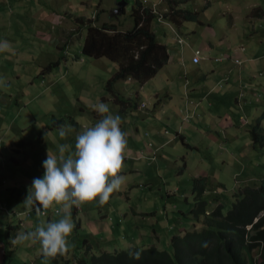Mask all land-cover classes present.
Wrapping results in <instances>:
<instances>
[{
	"label": "rangeland",
	"instance_id": "1",
	"mask_svg": "<svg viewBox=\"0 0 264 264\" xmlns=\"http://www.w3.org/2000/svg\"><path fill=\"white\" fill-rule=\"evenodd\" d=\"M109 1L0 0V44L7 43L6 50L0 51V172L1 166L5 169L4 175H0V211H3L6 220L22 219L27 232L34 231L42 224L46 225L55 221V217L60 220L65 214L61 211L63 206L55 204L47 210L46 214L40 216H37L35 207L30 212L22 210L28 193L23 198L21 193L24 183L14 182L16 170L29 175V186L34 178H43L44 172L41 165L47 158V150L50 148L53 154L58 156L57 145L66 143L74 151L76 136L85 128L94 126L102 118L94 110L97 103H106L110 109L109 114L120 116V127L126 133V139L132 146L142 149L147 159L162 157L166 151H170V148L174 149V146L181 150L187 148L180 138H175L174 131L158 133L154 126L150 127V124L135 115V111L125 113L119 110L120 106L113 102L108 93L109 90L105 89L106 81L117 70L116 63L105 57L92 58L81 53L85 26L83 21L77 19L78 16L91 17V20L97 25L102 22L115 23L122 30L132 26L130 9L133 0H128L122 8L114 7L116 9H113L111 13L115 4L109 5ZM147 1L148 4L153 2V12L165 9L156 1ZM167 1L171 2L172 0ZM204 1L186 0L185 5L189 9L199 10ZM211 2L217 4L212 5L209 12L214 13L218 19H221V11L227 7L234 18L239 34L245 25L251 28L250 22L259 27L262 26L264 29V16L260 18L249 16L252 3L264 10V0H211ZM100 5L108 9L110 16L104 14L106 11L100 10ZM218 14L220 15L218 16ZM155 22L156 20L152 24L154 25ZM215 30L217 31L216 28ZM183 31L185 32V30ZM185 36L195 41L200 39L198 36L193 38L194 35L189 33H185ZM215 39H217V35L213 41ZM184 41L186 40L184 39ZM56 62L58 63L54 66L51 74H40L41 70ZM258 73L257 75H260L256 77L245 74L243 83L236 89L230 91L226 89L222 93L231 114L226 119L227 124L223 126L227 128L218 130L219 139L220 141L223 138H228L227 141L233 140L237 135L241 139L237 148L235 145H228L223 149L222 154L217 152L211 158H205L203 151L197 153L195 150H190L187 154L183 151L181 154L187 164L185 163L181 172H179L183 163L181 157L178 158L180 161L167 163L159 169L155 168V162L150 165L152 161L135 164L131 160H124L119 175L125 177V182L119 191L111 195L108 202L120 207L122 213L127 211L130 215L131 207L152 210L156 212V218L162 224H164L165 212H169V218L175 223L183 222L182 212L187 215L193 204L191 193L193 174L200 170L209 174L205 191L211 195L215 189L223 200L224 210L227 211L233 201L232 193L238 189L233 186L234 182L246 180L244 173L247 167H244L242 174L236 172L238 168L235 166L238 159L248 161L251 168L254 167L252 164L254 160L255 171L253 174L257 177L264 176V149L263 152H258V150L250 152L251 142H246V137L251 139L249 130L256 123L252 116V110L259 105L253 95L264 100V77L263 73ZM256 78H259L262 89L255 88L253 82L257 81ZM138 85L136 81L123 80L115 83L112 89L115 92L116 90L122 92L120 96L126 99L128 96H133L135 87ZM103 96L104 99H102ZM235 98H238V105L234 102ZM196 117L194 116L191 120ZM61 118L65 119L64 124L70 125L73 129L63 139L58 134L59 126H51L53 120ZM69 119L79 124L78 130L74 128ZM137 126L138 129H136ZM262 127L264 128V122ZM245 129L247 130L245 131ZM46 131H49V136L45 140L44 132ZM39 135L42 141L37 140ZM163 136L169 139L164 144ZM191 138L197 140L195 137ZM226 140L223 144L226 143ZM148 142H151L152 145H144ZM193 142L191 139L186 141L188 145L194 144ZM162 146L166 147V150L162 149ZM246 150L248 153L245 152ZM241 152L244 155L247 153L245 157L241 156ZM12 156L18 157L22 165L14 163ZM239 163L243 162L239 161ZM132 168L142 171L135 172ZM234 172L238 176L233 177ZM253 178L250 176L247 179L250 181ZM211 182H222L223 186ZM132 185L144 187L145 191H150L151 194L144 200L139 197L140 194L136 191L137 194H133L129 199V190L133 188ZM245 185L247 183H243L240 187ZM220 186L223 188H219ZM18 198L19 201L14 204L13 201ZM206 198L208 205L211 206L210 199ZM72 208L73 206L68 209L70 215ZM103 209L97 198L96 201L82 204L77 208V211L83 212L82 219L87 220L93 217V220L95 217L101 216ZM19 212H29L30 216L19 218L12 216ZM51 212L55 214L49 218ZM84 212H86V216ZM173 213L179 214V219L174 218ZM143 216L145 215L139 216L140 221H143ZM78 218L80 219V216L75 215L73 220L71 216L74 228L68 238L69 250L58 258V264L66 262L85 264L83 259L86 256L89 257V255L102 251H111L114 248L103 245L104 237L98 236L93 243V250L86 249L85 240L91 241L90 231L85 224L79 225ZM146 220L148 221L149 218ZM186 223L190 224V221L186 220ZM1 227L0 234L2 233ZM97 227L100 230L102 225L97 224ZM201 228L202 225H197L196 230ZM4 230H7V226ZM176 230L175 228L173 232ZM117 237L127 242L131 237L130 231L120 228ZM168 239H161L156 247L170 252ZM10 246L12 252L10 260L6 264H55L49 258H40L42 248L39 242L31 243L29 241L16 245L10 243ZM120 246L125 247V245ZM3 258L4 255L2 256L0 248V262Z\"/></svg>",
	"mask_w": 264,
	"mask_h": 264
},
{
	"label": "crops",
	"instance_id": "2",
	"mask_svg": "<svg viewBox=\"0 0 264 264\" xmlns=\"http://www.w3.org/2000/svg\"><path fill=\"white\" fill-rule=\"evenodd\" d=\"M112 1H109V5L111 3L113 5L114 3L115 6L113 7H116V0ZM185 1L186 0H172L171 2H168L167 0H164L162 6L165 7L164 4L167 3V6L168 4H172V6L187 8ZM215 4L217 3H212L211 0H205L199 10H193L197 12V20L181 21L177 28L174 26V30L170 25L165 24L164 20L159 21L157 19L154 25L152 24V29L156 34L157 39L167 47L169 54L168 61L152 78L142 84L138 83L139 85L135 87V92L132 97H127L136 99V108L126 105L123 110L125 113L135 111V115L140 116L142 120L147 124H150V127L154 126L155 131L158 133H166L168 130H170V132L174 131L175 138L177 139L179 138V134L183 135L184 138L181 139V141L187 146V148L181 150L179 147L174 146V149L170 148V151H166L162 157L147 159L142 149L137 148L134 145L133 147L127 139L124 160H131L135 164H145L147 161H152L150 165H153L155 162V168L159 169L167 163L180 161L178 158L181 157L183 162L179 169V172H181L185 167V163L187 164V161L184 162L183 154H181L183 151H185L186 154L190 150H195L197 153L203 151L205 153V158H211L212 156H215L217 152L222 154L223 149L228 145H235V148L240 145L241 139L237 135H235L233 140L227 141L226 139L228 138H223L222 141H220L219 139L220 133L218 130L227 128H224L223 126L227 124L226 119H228V116L231 114V111L227 109L224 95L222 93L226 89L228 91L236 89L237 86L243 83L242 81L246 77L245 74L256 77L259 76V73L261 72L264 77V29H262V26L259 27L253 22H250L252 25L251 28L245 25L241 34H239L234 18L232 17L231 12L227 10V7L221 11V19L216 18L214 13L209 12L212 5ZM254 7L259 6L252 3L250 9L252 10ZM99 8L102 12L106 11L104 13L106 16H110L108 14V9L104 8L102 5H100ZM251 10L249 13H251ZM219 15L220 14H218V16ZM249 16L252 18H260L251 14H249ZM183 30H185V32ZM185 33L193 34V38L198 36L200 39L195 41L186 37ZM176 35L183 37L186 41L179 44L176 41ZM216 35L217 39L213 41V38H215ZM196 49L200 50V60L197 63H194L192 57L194 55V50ZM257 73L259 75H257ZM256 80V82H253L255 88L262 89L259 78H256ZM127 81L133 82L135 80L127 79ZM116 92L119 95H122V92H119L118 90H116ZM253 96L255 101L259 102V105L255 106L252 110V116L256 121L264 111V100L257 97V95ZM120 97L124 99L122 96ZM234 102L238 105V98H235ZM141 103L144 104L145 107L141 106ZM188 113L192 114L189 115ZM185 116L186 119H184ZM194 116L197 117L194 120H191ZM263 120L264 118L260 122L261 126H263ZM136 129H138V126ZM246 130L247 129H245V131ZM187 137L194 141V144H189V146L188 143H186V141L189 140ZM191 137H195L197 140H194V138ZM168 140L169 139H166L163 136V144ZM225 140L226 143L223 144ZM246 142H251L250 152L253 150L263 152L264 146H252L251 139L247 137ZM149 143L151 142L144 143V145L151 146L152 144L149 145ZM162 149L166 150V147L162 146ZM175 150L176 152H174ZM246 152L248 153L247 150ZM247 153H245V155ZM242 155L245 157L241 152V156ZM12 157L14 163L22 165L18 157ZM239 161H242L243 163L241 164ZM252 164L254 167L251 168L249 167L248 161L238 159L237 165L235 166L238 168L236 172L242 174L244 167H247V169L244 173L246 180H241V182L237 183L234 182L233 186L236 189L243 183L248 184L254 181L257 182L263 177H257L253 174L255 171L254 160ZM41 169L45 172L43 165H41ZM132 169L135 172L142 171L137 168ZM4 170L3 166H1V176L4 175ZM236 172L233 173V177L238 176ZM146 175H148V173H146ZM196 176H205L206 182L209 178V174L206 171L200 170L194 172L193 177ZM250 176H253L254 178L249 181L247 178ZM28 178H30L29 175H21V171L16 170L14 174L13 179L16 180H14L15 183H24V188L21 193L23 198L26 197L30 187L28 185ZM211 183L223 186L222 182ZM132 186L133 188L129 190V199H131L130 197L133 194H137L135 193L136 191L139 192V197L144 200L151 194L150 191H145L144 187ZM222 186L219 188H223ZM204 196L210 199L211 206L208 205L209 210L216 204L223 202L221 196L215 189L211 195H208L205 191L203 193V197ZM18 201L19 198L14 200L13 203L15 204ZM103 208L101 216L95 217V219H93L94 221L92 220L93 217L88 218L87 220L82 219L83 212L80 210L76 212L77 217L80 216V219H77L79 225L81 226L85 224L89 228L91 241L86 242V245H89L90 247L94 246L93 243L98 236L104 237L102 244L106 245V247L113 246V250L127 249L130 245L142 247L149 245L158 246L157 244L161 239H168L174 233L192 229L193 226H199L201 223V220L197 222L192 218V215L189 214L191 208L188 210L187 215L182 212L184 218L183 222L180 223H175L169 218V212H165L163 219L164 224L159 222L156 218V212L152 210L147 211L143 210V208L131 207L130 215L127 211L122 213L120 207L111 202L103 205ZM22 210L27 211L25 207ZM84 213L86 216V212ZM54 214V212H51L49 218ZM141 215H145L143 216V221H140L141 219L139 216ZM0 216V227L3 226L1 227L2 233L0 234V248L3 256L5 247L12 251L10 240L15 239L19 232L27 233V230L25 229V222L22 219H20L22 220L21 222H18L19 220L17 219L6 220L7 218L3 215V211H0ZM12 216L15 217V215ZM22 216L30 215L28 213L22 214ZM71 216L74 220V212H71ZM173 216L174 218L179 219V214L173 213ZM144 217H146V219L149 218V220L147 221ZM186 220L190 221V224L186 223ZM55 221H59L58 217H55ZM97 224L102 225L100 230L98 229ZM6 226L7 230H4ZM120 228L130 231L131 237L128 238L129 240L127 242L125 240H120L117 237ZM175 228L177 230L176 232H173ZM120 245H125V247H121ZM3 260L0 263H2Z\"/></svg>",
	"mask_w": 264,
	"mask_h": 264
},
{
	"label": "trees",
	"instance_id": "3",
	"mask_svg": "<svg viewBox=\"0 0 264 264\" xmlns=\"http://www.w3.org/2000/svg\"><path fill=\"white\" fill-rule=\"evenodd\" d=\"M125 1L127 4L128 0ZM113 9L115 8L110 13ZM250 14L262 17L264 11L260 7H254ZM158 16L147 0H133L130 9L133 24L124 30L115 23L102 22L97 25L91 17H77L85 26L81 53L92 58L105 57L117 65V70L106 81L105 89L109 90L113 102L120 106L121 111L126 105L136 108L137 101L135 98L122 99L112 89L113 85L127 79L142 84L152 78L168 61L167 47L157 39L152 29V23ZM162 17L165 24L174 30V26L177 28L181 21L197 20V12L168 4ZM57 63H51L40 74H51ZM104 98L103 96L102 99ZM263 118L264 111L249 130L254 147L264 146V128L260 124ZM69 121L78 130L79 124L72 119ZM64 122V118L53 120L51 126L58 127ZM179 138L184 137L179 134ZM37 140L42 141L40 135ZM206 188L205 176L193 178V207L189 214L197 222L201 220L202 228L196 230L197 226H193L192 229L172 234L168 241L170 252L154 245L131 246L128 249L92 254L83 261L85 264H264V176L259 181L248 183L234 191L231 207L227 211L223 208L224 204L220 203L207 213L208 201L206 196L203 197ZM72 212L75 216L77 207L74 205ZM19 213L20 215L14 213L16 218L25 214ZM19 221L21 222L20 219ZM86 247L89 251L93 250L89 245ZM11 252L5 247L3 264L10 260ZM132 252H139L140 258H133L130 255ZM40 257L44 258L42 253ZM60 257L62 255L49 259L58 263Z\"/></svg>",
	"mask_w": 264,
	"mask_h": 264
},
{
	"label": "clouds",
	"instance_id": "4",
	"mask_svg": "<svg viewBox=\"0 0 264 264\" xmlns=\"http://www.w3.org/2000/svg\"><path fill=\"white\" fill-rule=\"evenodd\" d=\"M156 2L163 5L162 0ZM150 4L153 11V2ZM164 5L163 11L154 12L162 16L167 6ZM6 48V42L0 44V51ZM94 110L102 118L76 136L74 151L66 143L57 145L58 156L50 148L47 150V158L43 161V178L33 179L23 203L29 212L35 207L37 216L46 214L54 204L62 205L64 217L58 222L42 224L34 231L19 232L15 239L10 240L11 244L39 242L45 259L64 255L69 250L68 238L74 228L68 209L73 205L79 208L97 198L103 206L125 182V177L119 175L127 148L126 133L120 127L121 118L119 115L109 114V106L103 102L97 103ZM72 131V127L67 124H61L58 128L61 139ZM48 136L49 131L44 132L45 140ZM130 255L135 259L140 258L139 252H132Z\"/></svg>",
	"mask_w": 264,
	"mask_h": 264
},
{
	"label": "built area",
	"instance_id": "5",
	"mask_svg": "<svg viewBox=\"0 0 264 264\" xmlns=\"http://www.w3.org/2000/svg\"><path fill=\"white\" fill-rule=\"evenodd\" d=\"M163 19V17L161 15H159V18L158 20L161 21ZM176 41L179 43V44H182L184 43V39L182 37H180L179 35H176ZM200 60V50L199 49H196L194 50V55L192 57V61L193 62H198ZM216 60H219V59H216ZM144 104H141V106H143ZM29 212L25 213V214H28ZM18 215H20V213H18Z\"/></svg>",
	"mask_w": 264,
	"mask_h": 264
},
{
	"label": "water",
	"instance_id": "6",
	"mask_svg": "<svg viewBox=\"0 0 264 264\" xmlns=\"http://www.w3.org/2000/svg\"><path fill=\"white\" fill-rule=\"evenodd\" d=\"M126 4L125 0H117V6L122 8Z\"/></svg>",
	"mask_w": 264,
	"mask_h": 264
},
{
	"label": "flooded vegetation",
	"instance_id": "7",
	"mask_svg": "<svg viewBox=\"0 0 264 264\" xmlns=\"http://www.w3.org/2000/svg\"><path fill=\"white\" fill-rule=\"evenodd\" d=\"M116 3H117V1H116ZM116 9V8H115Z\"/></svg>",
	"mask_w": 264,
	"mask_h": 264
}]
</instances>
